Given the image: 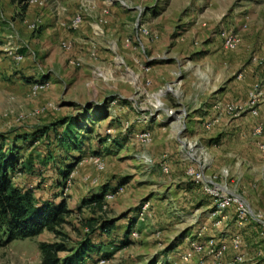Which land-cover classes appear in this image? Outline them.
Returning <instances> with one entry per match:
<instances>
[{"label":"rangeland","instance_id":"1","mask_svg":"<svg viewBox=\"0 0 264 264\" xmlns=\"http://www.w3.org/2000/svg\"><path fill=\"white\" fill-rule=\"evenodd\" d=\"M31 1L47 21L64 17L69 34L46 65L24 59L25 47L0 54V135L34 161L15 181L74 209L73 241L91 215L76 209L81 199L106 189L103 216L116 229L94 241L109 257L87 264H264V0ZM35 23L30 38L45 29ZM66 120L80 139L69 148ZM222 191L248 208L244 218L219 207ZM230 220L249 224L256 256H244L239 234L225 254ZM130 221L129 244L113 250ZM54 240H13L0 264H41L38 242Z\"/></svg>","mask_w":264,"mask_h":264},{"label":"trees","instance_id":"2","mask_svg":"<svg viewBox=\"0 0 264 264\" xmlns=\"http://www.w3.org/2000/svg\"><path fill=\"white\" fill-rule=\"evenodd\" d=\"M24 1L26 0H20V2ZM25 9L24 2L21 11ZM62 124L65 126L60 132V145L69 148L70 143H79L80 139H78L77 132L75 133L76 128L72 121L66 120ZM5 141L7 137L0 135V247L8 245L13 240L32 238L47 231L53 235L55 240L38 242L41 264H87L92 253H104L102 257L108 258L107 252L110 246L106 247L103 246L104 243L94 241L96 234L109 236L116 229V220L106 219L103 216L106 189L102 187L100 192L81 199L76 209L80 211L81 208H88L91 215L79 218L78 223L84 232L81 233L78 228H75L79 237L73 241L66 232L65 225L69 224L68 218L74 213V209L67 206L65 199H61L58 203L49 200L39 201L32 188L18 186L14 182L16 174L33 173L34 161L31 156L22 158L20 149L23 147L17 144V138L6 148ZM92 153L97 155L98 150ZM79 160L80 158L76 157L75 161L67 164L65 168L61 170L58 168L59 177L66 179ZM59 185L63 186L64 183L59 182ZM133 226V221H130L123 242L120 246L113 247V250L129 244L127 237L133 231ZM109 251L111 253V250Z\"/></svg>","mask_w":264,"mask_h":264},{"label":"crops","instance_id":"3","mask_svg":"<svg viewBox=\"0 0 264 264\" xmlns=\"http://www.w3.org/2000/svg\"><path fill=\"white\" fill-rule=\"evenodd\" d=\"M23 3L24 2L19 3V0H0V54L10 55L14 53V51L19 47H25L27 50L24 54H22L23 58L26 59L32 56L34 57L38 54L39 57H43V59L41 58L42 61H35L34 58L33 64L35 63L36 65L41 67V65L38 64L39 61L41 64L46 65L49 60H54L58 56V44L65 36L69 34L68 32H66L65 29L66 21L62 16L57 17L51 21H47V16H45V14H47L46 8L39 7L37 3H33L31 0L25 1L26 9L22 12L20 11L19 7L22 6ZM15 14L16 16H14ZM13 16L15 18H12ZM33 22H39V24L43 23L45 29L42 33L36 36L33 35L30 38L29 33L32 32L30 30V24ZM39 24L37 23V26ZM80 30L81 26L80 28H78V30L74 32L79 35ZM27 37L30 39L28 40ZM15 179L16 177L14 178V182L18 186L31 188L30 186H26L25 184H19L17 181H15ZM45 200L54 201L55 203H58L61 199L56 200V198H44L39 201ZM68 207L70 209H73L71 206ZM248 225L249 224L239 228L235 225L233 220H230L226 224L225 234L227 242L224 244L227 246V250L225 254L229 251H233L230 248L229 244V239L231 235L239 234L242 240L246 241L245 243L247 244V247L243 250L244 256H256V251L258 249H255L253 254L249 253L248 251L249 244L247 242H251L250 239H253L252 233L248 230Z\"/></svg>","mask_w":264,"mask_h":264},{"label":"built area","instance_id":"4","mask_svg":"<svg viewBox=\"0 0 264 264\" xmlns=\"http://www.w3.org/2000/svg\"><path fill=\"white\" fill-rule=\"evenodd\" d=\"M198 178H200V176H198ZM212 183V182H211ZM213 184V183H212ZM216 188V187H214ZM222 195H223V200H228L230 202V205L234 208V209H238V208H245L248 210V208L242 203L241 200H239V198H237L234 195H230L225 191H222Z\"/></svg>","mask_w":264,"mask_h":264},{"label":"bare ground","instance_id":"5","mask_svg":"<svg viewBox=\"0 0 264 264\" xmlns=\"http://www.w3.org/2000/svg\"><path fill=\"white\" fill-rule=\"evenodd\" d=\"M230 206V202L228 200H223V198L220 200V203H219V207L220 208H225V207H229ZM241 209V210H240ZM238 210H240L238 212V216L239 218H244L246 216V213H245V210L240 208ZM248 211V210H247ZM252 213V212H251ZM259 214V213H258ZM248 219V218H247ZM262 226V225H261ZM263 237V236H262ZM239 243V242H238Z\"/></svg>","mask_w":264,"mask_h":264}]
</instances>
